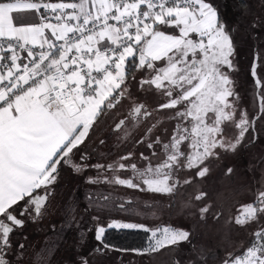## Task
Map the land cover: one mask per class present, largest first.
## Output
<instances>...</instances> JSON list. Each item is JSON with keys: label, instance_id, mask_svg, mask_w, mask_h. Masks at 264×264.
I'll return each mask as SVG.
<instances>
[{"label": "snow or ice", "instance_id": "6c2138e0", "mask_svg": "<svg viewBox=\"0 0 264 264\" xmlns=\"http://www.w3.org/2000/svg\"><path fill=\"white\" fill-rule=\"evenodd\" d=\"M240 152L250 199L233 207L235 193L201 190L181 202L188 219L245 229L222 254L193 243L197 223L137 219L159 210L146 196L183 198L212 161L233 177L222 157ZM65 173L78 183L61 206ZM29 224L42 245L14 239ZM113 253L264 264V0H0V264H112Z\"/></svg>", "mask_w": 264, "mask_h": 264}, {"label": "rangeland", "instance_id": "374dc122", "mask_svg": "<svg viewBox=\"0 0 264 264\" xmlns=\"http://www.w3.org/2000/svg\"><path fill=\"white\" fill-rule=\"evenodd\" d=\"M226 12H230V9H225ZM103 137H107V134H101ZM108 144L105 145V149H107L108 146L112 144L111 137H107ZM140 151H144L143 148L140 149ZM243 154L240 152L235 156L232 155H226L225 157H222V165L227 166L230 165L233 162L239 161L243 158ZM247 160L248 156L246 155ZM246 160V161H247ZM231 161V163H230ZM216 161H212L211 164L213 166V171L211 175L207 177V179L203 181H194L193 184L187 185L183 189H179V192H183L184 196L181 198L179 195L175 198V200L172 203H169L168 199L166 197H151L146 196L145 198L148 199H156V203L158 205L159 210L156 211V216H148L147 218L141 216L137 219H139L140 222L143 223H159L161 227L167 226L169 223L175 226L179 227H186L187 225H191L192 223H197V230L193 234V243L198 245H203L206 249H210L217 253V255L222 254L224 248L228 246L229 242L235 243L238 242L243 234L245 229L237 228L236 225L232 224L228 227L224 226V218L221 219L219 222H214L211 219V213L209 214V218L207 221L203 224H200L197 220L188 219V210H185L184 213L181 211V202L183 200L190 199L194 194H197L199 191L204 190L207 191L209 195V199H213L215 194L220 191L225 192H233L235 193L234 197L229 201L230 204H232L233 207H235L237 204H243L246 200L250 199V196L248 195V188L249 186H255V181L253 178L249 175L245 176L237 172V175H233L234 182L228 183V179H225L220 176L222 169H216L215 164ZM232 165V164H231ZM180 182L183 183L186 178L190 177V173L188 172H180L179 173ZM148 179H157V180H163L164 177H147ZM232 178V177H231ZM238 181L237 185L233 188V184L236 183V180ZM172 180H176V176L171 177ZM221 179L222 183H221ZM241 180V181H240ZM78 181L75 177L72 175L65 173L62 186L66 185L68 188L73 189L75 185H77ZM239 184V185H238ZM241 184V186H240ZM197 185L200 187L198 188ZM170 187H173L174 185H169ZM222 187V188H221ZM220 188V189H219ZM62 189V188H59ZM58 189V190H59ZM68 192V190H67ZM72 191L70 192V194ZM69 194V195H70ZM69 197V196H68ZM67 197V198H68ZM67 198L64 200V202L67 200ZM195 203V201H193ZM207 201H201L199 204H197V208L202 207ZM235 203V205H233ZM64 204V203H63ZM217 211L216 208L213 209V212ZM226 213V217L229 216L227 212V208L224 209ZM231 216H235L236 214L233 212L230 214ZM187 222V224H186ZM32 224H29V226ZM27 227V226H26ZM252 227H255V225H252ZM26 229L22 230V233L20 235V240L23 239V235L26 234ZM225 233H227V236H225ZM27 240L30 244L35 245H42L43 244V235L39 231L36 230V226L32 225L30 228V234L27 235ZM188 245L182 244L180 245V253L183 254V252L187 251ZM62 255V253L58 254ZM112 264H118L117 254L113 253V261ZM127 264V261L125 262ZM207 264H216L215 261L211 259V255L209 256V260Z\"/></svg>", "mask_w": 264, "mask_h": 264}, {"label": "trees", "instance_id": "16d2710c", "mask_svg": "<svg viewBox=\"0 0 264 264\" xmlns=\"http://www.w3.org/2000/svg\"><path fill=\"white\" fill-rule=\"evenodd\" d=\"M218 2L223 4L224 0H218ZM241 153L244 156L241 160L233 162V163H231V161H230V163L232 165H234L237 168V172H239L243 176V175H245L244 171H245V167H246V163H247V161H246L247 160V157H246L247 153H244V152H241ZM234 175L236 176L237 173H235ZM220 176L222 177V175H220ZM245 176H247V174ZM222 179H223V177H222ZM219 180H221V179H219ZM235 180H236V178H235ZM237 180H236V183L232 185L233 188L237 185V183H238ZM229 182L230 183L234 182L233 177L228 180V183ZM221 183H222V180H221ZM240 186H241V184H240ZM233 205H235V203ZM109 238L114 239L115 242H117V243L127 244V245H131V246H137L138 244H141L142 242H144V234L143 233H136V232H124V233L112 232V233H110ZM33 245H35V244H33Z\"/></svg>", "mask_w": 264, "mask_h": 264}, {"label": "flooded vegetation", "instance_id": "af4514ba", "mask_svg": "<svg viewBox=\"0 0 264 264\" xmlns=\"http://www.w3.org/2000/svg\"><path fill=\"white\" fill-rule=\"evenodd\" d=\"M101 138H104L103 137V135H101ZM60 188H62V189H59L58 190V194H57V196H56V203H57V205H63V203H64V200L68 197V196H70L69 194H70V192L73 190V189H70V188H68L66 185H63V186H61ZM67 190H68V192H67ZM31 226L32 225H27V227H25L24 229H26V235H28V234H30V228H31ZM23 229V230H24ZM21 233L22 232H18L16 235H15V237H14V239H17V240H20L19 238H20V235H21Z\"/></svg>", "mask_w": 264, "mask_h": 264}]
</instances>
